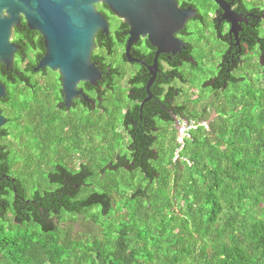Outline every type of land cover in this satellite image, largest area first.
I'll return each mask as SVG.
<instances>
[{
	"label": "trees",
	"instance_id": "1",
	"mask_svg": "<svg viewBox=\"0 0 264 264\" xmlns=\"http://www.w3.org/2000/svg\"><path fill=\"white\" fill-rule=\"evenodd\" d=\"M25 34L0 65L14 142L0 168L29 203L0 215V264H264V71L181 143L174 126L139 134L112 102L65 116L45 105L25 82L44 46Z\"/></svg>",
	"mask_w": 264,
	"mask_h": 264
},
{
	"label": "flooded vegetation",
	"instance_id": "2",
	"mask_svg": "<svg viewBox=\"0 0 264 264\" xmlns=\"http://www.w3.org/2000/svg\"><path fill=\"white\" fill-rule=\"evenodd\" d=\"M175 3L174 8L169 0H133L118 15L106 4L97 5L108 22L107 32L101 29L96 36L92 56L102 77L98 86L82 82L79 90L92 102L79 95L71 108L66 106L62 79L51 78L56 71L38 70L46 54L44 38L23 20L25 36L35 34L45 50L32 65L36 75L25 81L27 86L38 88L43 103L48 106L51 101L64 116L72 111H105L112 102L124 115L137 118L134 124L139 134H160L172 126L180 133L195 118L202 121L210 115L208 122L214 120L215 104L226 100L235 84L251 79L254 71H264V0ZM190 9L196 16L183 22L185 11ZM4 117L7 123L0 129L2 170L14 143L9 132L3 130L8 124V117ZM26 193L23 187L19 189L16 178L0 168L2 217H11L13 206L29 203Z\"/></svg>",
	"mask_w": 264,
	"mask_h": 264
},
{
	"label": "water",
	"instance_id": "3",
	"mask_svg": "<svg viewBox=\"0 0 264 264\" xmlns=\"http://www.w3.org/2000/svg\"><path fill=\"white\" fill-rule=\"evenodd\" d=\"M133 0H0V65L9 70L22 48L14 42V32L25 20L28 27L44 38L46 54L38 70L50 68L62 78L66 106L79 95L92 100L79 90L82 82L98 86L102 72L92 61L95 39L101 29L107 32L108 22L97 9L106 4L118 15ZM221 2V0H217ZM175 8V0H169ZM194 9L185 11L183 22L195 17ZM155 78L151 79L150 84ZM8 95V88L0 79V101ZM7 123L0 108V129Z\"/></svg>",
	"mask_w": 264,
	"mask_h": 264
},
{
	"label": "built area",
	"instance_id": "4",
	"mask_svg": "<svg viewBox=\"0 0 264 264\" xmlns=\"http://www.w3.org/2000/svg\"><path fill=\"white\" fill-rule=\"evenodd\" d=\"M187 128L184 126L181 130V143H183V137H185L187 135Z\"/></svg>",
	"mask_w": 264,
	"mask_h": 264
},
{
	"label": "rangeland",
	"instance_id": "5",
	"mask_svg": "<svg viewBox=\"0 0 264 264\" xmlns=\"http://www.w3.org/2000/svg\"><path fill=\"white\" fill-rule=\"evenodd\" d=\"M179 137L181 138V132L179 133ZM180 138H179V139H180Z\"/></svg>",
	"mask_w": 264,
	"mask_h": 264
}]
</instances>
